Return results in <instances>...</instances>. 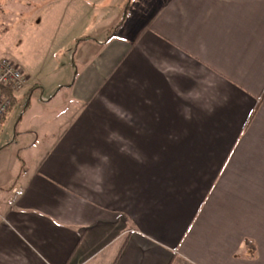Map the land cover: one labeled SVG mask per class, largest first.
<instances>
[{"label": "crops", "instance_id": "crops-1", "mask_svg": "<svg viewBox=\"0 0 264 264\" xmlns=\"http://www.w3.org/2000/svg\"><path fill=\"white\" fill-rule=\"evenodd\" d=\"M31 1L0 0L24 73L41 17L5 39ZM155 5L127 29L140 76L123 113L79 119L78 99L23 134L0 183V264H264V0Z\"/></svg>", "mask_w": 264, "mask_h": 264}, {"label": "rangeland", "instance_id": "rangeland-1", "mask_svg": "<svg viewBox=\"0 0 264 264\" xmlns=\"http://www.w3.org/2000/svg\"><path fill=\"white\" fill-rule=\"evenodd\" d=\"M144 1L32 0L29 6L24 3L25 11L21 17L11 19L15 28L8 41L5 39L8 48L17 39L24 38V24L27 25L32 16L41 17V23L40 32L30 38L25 35L27 43L21 47L22 63L25 75L30 78L17 93V101L1 125L0 141H11L15 134L16 140L14 145L8 144L2 149L5 151H0V183L8 178L18 146H27L34 138L30 133L23 134H27L28 129L44 133L46 121L52 120L53 111L61 110L57 108L59 104L75 103L79 99V119L91 114V110L97 117H108L115 110L123 113L119 104L124 94L127 97L131 94L124 90V84H134L135 78L140 76L139 65L135 62L140 51L133 61L127 54L126 62L122 49L128 47L125 45L127 29L143 25L145 13H151L156 6L155 0ZM126 8V15L130 16L132 12V16L124 21ZM1 45L0 57L10 56V52H3L6 50ZM99 86L101 89L97 90ZM106 87L113 88L105 90ZM125 125L123 118L120 126L124 130L127 129ZM132 126L136 124L132 123ZM26 152L25 147L19 152L20 157H25Z\"/></svg>", "mask_w": 264, "mask_h": 264}, {"label": "built area", "instance_id": "built-area-1", "mask_svg": "<svg viewBox=\"0 0 264 264\" xmlns=\"http://www.w3.org/2000/svg\"><path fill=\"white\" fill-rule=\"evenodd\" d=\"M27 83V76L22 68L11 58H0V127L11 105L10 97L3 93V89L11 94L22 90Z\"/></svg>", "mask_w": 264, "mask_h": 264}, {"label": "trees", "instance_id": "trees-1", "mask_svg": "<svg viewBox=\"0 0 264 264\" xmlns=\"http://www.w3.org/2000/svg\"><path fill=\"white\" fill-rule=\"evenodd\" d=\"M127 10H128V8H126L124 18H125L126 14H127ZM35 87H36V86H35ZM3 93H5V95H7V96L10 97V101H11V105H10V107H9V110H10V109L13 108V106H14L15 103H16V97H15L13 94H11L10 92H8L7 90H5V89H3ZM27 102H28V101H27ZM27 102H26V103H27ZM257 107H258V105H256V106L254 107L253 111H255V110L257 109ZM9 110H8V111H9ZM252 113H253V112H252ZM252 113H251V114H252ZM251 116H252V115H251ZM250 242H251V241H249V240H246V241L244 242L246 248L248 247V249H251V245H252V244H250ZM252 250H253V249H252Z\"/></svg>", "mask_w": 264, "mask_h": 264}]
</instances>
